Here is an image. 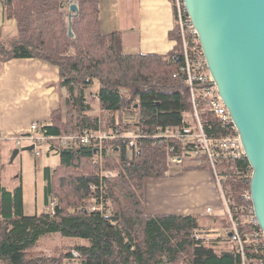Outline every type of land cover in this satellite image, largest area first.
<instances>
[{
  "label": "trees",
  "instance_id": "16d2710c",
  "mask_svg": "<svg viewBox=\"0 0 264 264\" xmlns=\"http://www.w3.org/2000/svg\"><path fill=\"white\" fill-rule=\"evenodd\" d=\"M5 17L13 19L17 34L0 38V68L13 58H37L59 68V87L66 91L63 107L52 111L51 125L41 132L62 135L83 129L109 131L122 128L144 137L132 161L125 158L120 139H106L100 145L62 146L56 140L45 143L47 153L57 154L58 163L44 167V200H55L54 213H24L22 183L6 184L0 153V264H240L241 256L228 235L200 236L230 226L222 217L203 218L192 214L145 211V183L170 176L164 139L153 135L162 127H181V114L192 105L177 76L182 54L176 29L170 32L173 50L165 55L125 53L117 32L103 33L99 19V0H78L72 15L74 37L67 33L66 0H3ZM98 80L91 94L98 112L85 102L87 87ZM203 120L214 123L213 132L221 135L208 108L198 103ZM132 115L133 123L124 124ZM189 125V124H186ZM174 154L182 157L178 175L191 170H207L204 156L185 164L186 147L173 140ZM101 160L99 162V150ZM249 165L245 156L221 160L222 185L234 217L251 200L243 196L249 182L240 169ZM109 172L104 180V195L110 201L109 217L86 211L83 206L99 185V168ZM99 190L96 189L95 192ZM240 206V207H239ZM257 224L247 219L239 223L245 259L248 264H264V237L255 236ZM59 234L63 239L48 253L37 250L43 236Z\"/></svg>",
  "mask_w": 264,
  "mask_h": 264
},
{
  "label": "crops",
  "instance_id": "0c3cea01",
  "mask_svg": "<svg viewBox=\"0 0 264 264\" xmlns=\"http://www.w3.org/2000/svg\"><path fill=\"white\" fill-rule=\"evenodd\" d=\"M3 2L0 0V38L7 39L17 34V27L13 19L5 17ZM99 19L103 33L120 35L125 53L165 55L173 50L170 32L175 29L174 11L170 0H99ZM59 80V68L37 58H13L0 68V149L12 143L9 148L14 150L9 161L20 147L8 137L29 132L32 121L46 122L52 111L63 107L66 91L58 86ZM27 146V143L23 145ZM1 163L5 165L3 171L6 169L14 176L9 180L6 175V184L12 187L23 182L16 170H8V161L5 163L2 158ZM170 170L172 174L166 178L146 181V213L192 214L201 218L223 216L221 199L208 169L180 175L177 174L180 166ZM207 208L211 211L207 212ZM72 261L66 260L63 264H74Z\"/></svg>",
  "mask_w": 264,
  "mask_h": 264
},
{
  "label": "built area",
  "instance_id": "2783aa9c",
  "mask_svg": "<svg viewBox=\"0 0 264 264\" xmlns=\"http://www.w3.org/2000/svg\"><path fill=\"white\" fill-rule=\"evenodd\" d=\"M174 11V28L178 32L180 44L182 48L181 58L177 73L173 77L180 76L183 85L188 94L189 101L192 105L191 112H183L181 114L182 122L185 124L181 127H165L158 128L153 135L155 139H164L167 144L166 154L167 163L170 167L180 165L182 157L174 154L175 146L173 140L182 142L186 147L183 156L190 153L193 156L205 155L206 160L211 166L212 174L216 189L219 193L224 213L230 220V226L221 230L222 234L228 235L232 242L237 245L238 252L241 256L240 264H248L245 259L242 239L239 237V223L245 219L253 224H257L254 216L252 204L248 207H240L241 216L236 218L232 214V210L228 205L225 197L224 188L222 185V173L219 169L221 160L238 159L245 156L244 150L241 147L239 134L236 130L234 121L220 97L216 83L209 71L205 56L203 54L199 35L188 15L183 0H170ZM75 4L78 7V0H66V5L62 7L68 14L69 7ZM202 102L208 108L213 120L219 126L221 135L213 132L214 123H209L202 119L201 111L198 106ZM124 124L133 123L134 117L128 115L125 117ZM189 124V125H186ZM51 120L46 122L32 121L30 130L27 133L8 137L15 146L21 147L26 143L33 145L31 153L35 156L42 154V146L50 140H56L62 146H71L79 144H95L100 145L106 139H120L125 145V158L127 161H132L138 151V139L144 137L136 132H130L122 128H111L109 131H94L92 129H83L78 133L62 134V135H46L41 132L45 126H50ZM2 139V138H0ZM100 148V147H99ZM214 148V151H212ZM101 148L99 150L98 160H101ZM109 175L108 171L101 167L98 169L97 176L99 178V185L91 184L89 187L93 191L90 198H88L83 209L98 213L99 216L109 217L112 214V207L110 201L105 197L103 187L104 180ZM98 189V192L95 190ZM250 199V196L248 197ZM55 200L44 207L47 213H54ZM44 209V210H45ZM211 209L207 208V212ZM258 229L255 236L262 234L261 229ZM197 237V236H196Z\"/></svg>",
  "mask_w": 264,
  "mask_h": 264
},
{
  "label": "water",
  "instance_id": "95a60500",
  "mask_svg": "<svg viewBox=\"0 0 264 264\" xmlns=\"http://www.w3.org/2000/svg\"><path fill=\"white\" fill-rule=\"evenodd\" d=\"M183 1L252 167L250 199L264 237V0ZM77 12L72 4L67 14L70 37Z\"/></svg>",
  "mask_w": 264,
  "mask_h": 264
},
{
  "label": "rangeland",
  "instance_id": "374dc122",
  "mask_svg": "<svg viewBox=\"0 0 264 264\" xmlns=\"http://www.w3.org/2000/svg\"><path fill=\"white\" fill-rule=\"evenodd\" d=\"M99 88V82L98 80H94L93 84L85 90L86 98L85 102H90L91 94L97 92ZM67 95V94H66ZM92 108L94 109V112H98V108L95 102H90ZM10 144H5L6 147H3L0 149L1 157L3 158V161L6 163L8 161V170H16L18 175H21V181L22 182V188H23V204H24V213L25 214H34L38 213L40 211L44 210L43 206V178H42V172L43 167L50 166L53 167L54 164L56 165L58 163L59 157L57 154H54L52 152L47 153L46 145H43L42 148V154L35 156L30 151L22 150L21 146L18 149V153L15 155L12 161H9L12 156L13 148H9ZM193 155H190V157H186L184 159L185 164H192L194 162ZM5 166V165H2ZM179 166V165H178ZM176 166H173L175 168ZM171 169V168H170ZM207 171H210L208 169ZM12 172H7L5 169L2 173L4 180H7V176L9 180H12L14 178L13 175H11ZM7 175V176H6ZM20 182V181H19ZM18 182V183H19ZM148 183H151L148 181ZM157 183L158 182H152ZM47 205H45L46 207ZM46 211V209H45ZM203 220H205V224L209 222V217H203ZM215 234L218 236H221V230H215ZM63 238L59 234H52L50 236H43L39 239V247L37 250H42L46 253H48L51 249V247L55 244H59ZM74 264H78L77 260L72 261Z\"/></svg>",
  "mask_w": 264,
  "mask_h": 264
},
{
  "label": "bare ground",
  "instance_id": "6f19581e",
  "mask_svg": "<svg viewBox=\"0 0 264 264\" xmlns=\"http://www.w3.org/2000/svg\"><path fill=\"white\" fill-rule=\"evenodd\" d=\"M73 37H74V35H73ZM220 135H217L216 137H219ZM240 141H241V139H240ZM241 147H242V149L244 150V147H243V144H242V141H241ZM212 151H214V148H212ZM189 155H191L190 153H189ZM204 156V160L208 163V161L206 160V157H205V155H203ZM196 157H202V156H196ZM249 163V162H248ZM209 164V163H208ZM176 166H178V165H176ZM209 169H210V173H211V175H212V177H213V174H212V169H211V166H210V164H209ZM241 170V173L243 174V176L249 181L250 179H251V175H252V167H251V165L249 164L248 166H247V168L246 169H240ZM213 180H214V178H213ZM215 183V182H214ZM250 183V182H249ZM249 190L250 189H248V190H245L244 191V193H243V196L246 198V199H248V197L250 196V192H249ZM251 200V199H250ZM240 207V206H239ZM215 230H212L210 233H196V234H194V236L196 237V238H198V237H200V236H206V237H218V235H216L215 234ZM239 237L241 238V235H240V233H239Z\"/></svg>",
  "mask_w": 264,
  "mask_h": 264
}]
</instances>
